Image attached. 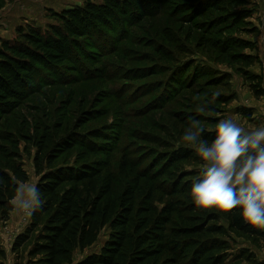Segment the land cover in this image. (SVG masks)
Masks as SVG:
<instances>
[{
  "label": "rangeland",
  "instance_id": "1",
  "mask_svg": "<svg viewBox=\"0 0 264 264\" xmlns=\"http://www.w3.org/2000/svg\"><path fill=\"white\" fill-rule=\"evenodd\" d=\"M34 1L37 0H0V12L20 7L16 15L26 18L22 26L32 24L46 29L48 24L54 23L53 12L60 13L66 8L44 6L42 2L47 5L71 1L74 7L83 6L89 0L83 3L42 0L38 9L31 10L29 4ZM214 1L132 0L129 14L135 15L125 19V26L121 24L119 35L123 39L112 53L104 42L80 39L82 52L75 51L80 63H63L58 73L59 79L65 76L69 80L43 84L39 91L18 105L0 127V134L13 133L19 140L28 183L37 186L41 178L36 174L34 162L37 147L25 141V136L41 137L50 129H60L61 134L76 126H83L86 132L109 129L114 145L111 154L87 157L88 161L103 165L100 189L107 182L111 183L108 197L116 201L125 190L138 188L144 200L145 195L152 194L156 207L161 210L175 197L156 191L155 186L165 179L147 181L144 177L151 176L169 152L193 151L199 158L195 148L181 140L190 126V118L200 120L207 131H214L219 119L229 118L246 132L264 127V97L256 96L248 76L260 75L264 79V0H244V5L216 0L215 9ZM200 9L203 10L200 12ZM28 17H34V21H29ZM120 20L123 22L124 18ZM111 36H117L116 29ZM232 39L247 42L250 47L228 52L223 43ZM164 50L169 54H161ZM238 55L250 56L251 63L239 60ZM88 73L91 78L86 77ZM177 83L183 86L178 88ZM201 107L205 108V114L198 113ZM208 110L218 112L219 116H207ZM246 111L250 117L243 115ZM0 144L6 145L1 140ZM78 155L79 150L74 149L58 162H75ZM200 166L183 162L172 169V173L176 176L181 172L198 173ZM170 184L171 181H167V185ZM70 186L64 185L63 189ZM30 224L31 217L14 209L11 220L0 228V246L8 255L6 264H17L12 246ZM110 232L106 227L99 242L84 255L99 252ZM228 241L232 249L227 264H264L263 240L231 233ZM244 250L245 259L234 262ZM82 257L80 253L76 255L77 260ZM27 260L20 264H27Z\"/></svg>",
  "mask_w": 264,
  "mask_h": 264
},
{
  "label": "trees",
  "instance_id": "2",
  "mask_svg": "<svg viewBox=\"0 0 264 264\" xmlns=\"http://www.w3.org/2000/svg\"><path fill=\"white\" fill-rule=\"evenodd\" d=\"M131 1L102 0L98 3L89 0L83 6L53 12L54 23L48 24L46 29L32 24L19 26L15 38L2 40L0 127L12 111L39 91L43 84L69 80L65 76L59 79L61 75L58 73L63 63H80L75 56V51L82 52L80 39L104 42L112 53L123 39L119 35L121 24L125 26V19L135 15L129 14ZM215 1L212 4L214 9L217 7ZM228 1L240 5L246 3L244 0ZM120 18H124L123 22ZM114 29L117 36H111ZM223 46L230 52L236 48H249L250 44L232 39ZM163 53L169 54L166 50ZM238 57L246 64L251 63L250 56ZM43 71L50 73L44 74ZM248 76L256 96L264 97L263 76ZM86 77L92 76L88 73ZM176 86L181 88L183 84L177 83ZM243 115L250 117L247 111ZM59 131L50 129L41 137L23 138L37 147L34 162L36 174L41 178L37 189L43 206L32 214L30 226L12 246L17 264L25 258L27 264H227L231 259L229 251L232 246L228 241L231 233L264 241V229L246 223L241 218L240 208L230 213L196 209L190 186L198 173L181 172L177 176L172 173V169L183 162L201 165L202 161L193 151L167 153L163 164H158L151 176L144 177L147 181L165 179L155 186L156 191L175 197L159 210L153 195H145L144 200L138 188L125 190L116 201L108 197L111 183L107 182L100 189L103 165L90 162L87 157H108L111 154L114 145L109 129L86 132L83 126H76L70 132L66 130L60 134ZM214 137L215 131L206 130L202 138L210 143ZM0 140L6 144H0L1 228L11 220L14 208L10 201L15 188L20 182L28 183L29 175L22 164L20 144L15 134L1 133ZM74 149L79 150L75 162H58ZM167 181L171 184L167 185ZM67 184L71 186L63 189ZM106 227L111 232L101 250L84 255L99 242ZM78 253L83 257L77 260ZM7 257L6 250L0 246V264H6ZM244 257L245 250L234 258V262Z\"/></svg>",
  "mask_w": 264,
  "mask_h": 264
},
{
  "label": "clouds",
  "instance_id": "3",
  "mask_svg": "<svg viewBox=\"0 0 264 264\" xmlns=\"http://www.w3.org/2000/svg\"><path fill=\"white\" fill-rule=\"evenodd\" d=\"M198 113L205 114V108ZM207 116L219 113L208 110ZM205 131L200 120L190 118L181 137L203 162L190 186L196 209L230 213L240 208L246 223L264 229V127L246 132L233 119H219L210 143L202 138ZM10 203L28 217L43 206L37 186L26 182L18 184Z\"/></svg>",
  "mask_w": 264,
  "mask_h": 264
},
{
  "label": "crops",
  "instance_id": "4",
  "mask_svg": "<svg viewBox=\"0 0 264 264\" xmlns=\"http://www.w3.org/2000/svg\"><path fill=\"white\" fill-rule=\"evenodd\" d=\"M41 1L42 0H37V1H34V3H30L29 4L30 9L31 10L38 9L41 6ZM83 1L84 0H79L80 3H83ZM42 5H44V6H48V5L56 6L57 9H64V8L68 9V8L72 7L74 4L71 1L66 2L65 4L64 3H58L57 1H55V2H51L47 5H45V2H42ZM15 10L14 11L3 10L2 12H0V47L2 45V40H9V39L15 38L17 35L18 27L22 26V24L25 23V21H23V18H25L24 15H22V16L16 15L20 11V7H16ZM34 17H36V15ZM34 17H28V18H30L28 20L33 22Z\"/></svg>",
  "mask_w": 264,
  "mask_h": 264
}]
</instances>
